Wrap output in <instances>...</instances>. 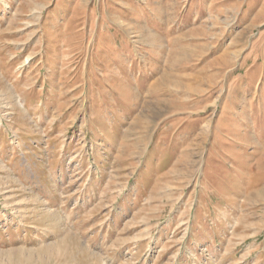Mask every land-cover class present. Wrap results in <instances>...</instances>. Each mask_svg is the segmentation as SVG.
Wrapping results in <instances>:
<instances>
[{
  "label": "rangeland",
  "instance_id": "1",
  "mask_svg": "<svg viewBox=\"0 0 264 264\" xmlns=\"http://www.w3.org/2000/svg\"><path fill=\"white\" fill-rule=\"evenodd\" d=\"M192 263L264 264V0H0V264Z\"/></svg>",
  "mask_w": 264,
  "mask_h": 264
},
{
  "label": "bare ground",
  "instance_id": "2",
  "mask_svg": "<svg viewBox=\"0 0 264 264\" xmlns=\"http://www.w3.org/2000/svg\"><path fill=\"white\" fill-rule=\"evenodd\" d=\"M145 37V36H144ZM143 39V37H141ZM197 259V258H196ZM198 261V260H197ZM193 262V261H192ZM199 262V261H198ZM192 264H196V263H192Z\"/></svg>",
  "mask_w": 264,
  "mask_h": 264
}]
</instances>
